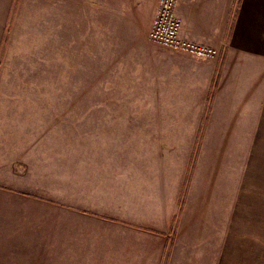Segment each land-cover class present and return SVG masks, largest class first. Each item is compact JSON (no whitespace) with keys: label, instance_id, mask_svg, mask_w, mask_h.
Listing matches in <instances>:
<instances>
[{"label":"crops","instance_id":"0c3cea01","mask_svg":"<svg viewBox=\"0 0 264 264\" xmlns=\"http://www.w3.org/2000/svg\"><path fill=\"white\" fill-rule=\"evenodd\" d=\"M79 1L85 19L92 4L101 19L105 9L115 13L109 41L123 46L125 58L139 60L134 74L147 75L144 97L164 100V113L178 124L166 142H100V154L87 158L86 190L77 196L84 204L66 210L68 226L53 206L64 233L55 241L69 242L74 258L115 264H264V203L238 210L229 181L235 142H248L247 177L252 169L264 171V0L177 1L180 36L217 49L214 57L149 41L158 0ZM28 146L0 148V264H12L13 236L21 242L29 208L45 205L37 198L43 150ZM54 165L53 172H62Z\"/></svg>","mask_w":264,"mask_h":264},{"label":"rangeland","instance_id":"374dc122","mask_svg":"<svg viewBox=\"0 0 264 264\" xmlns=\"http://www.w3.org/2000/svg\"><path fill=\"white\" fill-rule=\"evenodd\" d=\"M78 1L73 8L68 0H0V148L10 151L16 142H27L43 150L37 175L43 188L37 198L45 205L29 208L21 242L13 236L12 264H115L114 258H74L66 251L69 242L55 241L64 233L53 206L61 207V224L68 226L66 210L84 204L77 196L86 190L87 158L100 154V142H166L178 124L164 113V100L144 97L147 75L134 74L139 60L125 58L123 46L109 41L115 13L105 9L101 19L92 4L85 19ZM116 48L121 49L117 70ZM195 143L199 148L201 142ZM246 144L235 142L230 161L235 178L229 180L243 213L248 211L242 206L251 212L249 203H264V171L252 169L247 177ZM118 149L109 148V153ZM52 164L62 172H53ZM30 170L28 164L29 177ZM237 218H242L238 212Z\"/></svg>","mask_w":264,"mask_h":264},{"label":"built area","instance_id":"2783aa9c","mask_svg":"<svg viewBox=\"0 0 264 264\" xmlns=\"http://www.w3.org/2000/svg\"><path fill=\"white\" fill-rule=\"evenodd\" d=\"M178 0H158L147 37L164 48L184 52L198 57H214L217 49L192 42L180 36L181 22L176 15Z\"/></svg>","mask_w":264,"mask_h":264}]
</instances>
